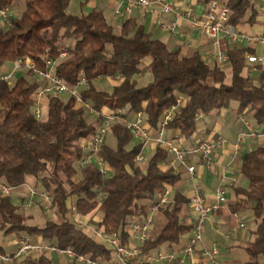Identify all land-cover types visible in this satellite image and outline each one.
<instances>
[{
  "label": "trees",
  "instance_id": "obj_1",
  "mask_svg": "<svg viewBox=\"0 0 264 264\" xmlns=\"http://www.w3.org/2000/svg\"><path fill=\"white\" fill-rule=\"evenodd\" d=\"M70 1L0 0V11L10 13L9 24L0 25V67L22 61L11 83L0 80V181L14 188L11 196L0 194V236L24 234L60 248L72 247L92 259L108 260L111 252L73 222L71 208L88 227L107 236L121 234L126 243L131 218L144 217L157 195L181 180V173L162 168L173 159L163 148H155L142 164L137 163L143 144L132 145L133 136L122 122L110 125L113 142H104L98 153L111 174L102 177L94 164L80 167L82 141L95 134L101 120L90 116L88 121L83 107L59 94L44 98L42 117L37 119L33 98L45 83L39 82L36 72L44 71L45 61L50 60L55 63V75L67 86L82 78L87 81L81 98L94 110L128 118L141 112L152 130H157L176 98L182 97L184 102L172 112L168 130L189 140L198 117L228 109L231 102L237 104L238 115L250 114L264 134V63L255 65L259 77L254 80L245 70L250 68L247 56L255 54V49L233 44L225 52L231 68L227 76L197 52L182 56L168 48L133 19L124 20L115 32L100 11L70 13ZM225 7L230 25H254L261 15L264 25V13L250 0H225ZM26 62H33V68H26ZM144 72L151 74V81L139 87L137 80ZM98 78H114L118 84L110 93L100 91L93 86ZM239 174L247 186L234 190L237 199L231 210H251L258 225L247 250L252 264L259 259L264 264V144L244 154ZM27 178L51 195V211H44L39 202L23 209L25 192L15 191ZM172 194L170 203L159 210L163 221L141 246L142 254L179 244L189 233L191 226L182 222L189 198L177 191ZM32 209L34 214L27 213ZM20 264L52 261L44 255Z\"/></svg>",
  "mask_w": 264,
  "mask_h": 264
},
{
  "label": "built area",
  "instance_id": "obj_2",
  "mask_svg": "<svg viewBox=\"0 0 264 264\" xmlns=\"http://www.w3.org/2000/svg\"><path fill=\"white\" fill-rule=\"evenodd\" d=\"M252 3H259L261 6L264 0H250ZM122 8L115 11V16L118 18L127 17L134 8L150 9L152 5L151 0H121ZM162 13L173 14L176 19H186L191 21L192 26L202 32L203 36L218 44V37L222 35L232 44H253L260 46L264 49V34H246L241 32L235 26L228 23L229 11L218 0H208L206 8L202 16L195 15L192 8L186 9L178 8L169 3H162ZM0 18L4 25L9 24L10 13L7 9L0 11ZM167 29V26H163ZM215 61L218 65L222 66L227 63V57L224 52L218 50L215 54ZM247 62L250 67L255 70L256 64H263L264 59L262 55H249ZM14 63V67L10 71H3L0 67V80L11 83L20 68L22 61L18 60ZM26 68H33V62H26ZM36 76L39 82H44L45 85L41 87L34 95V115L37 119L42 117L41 105L39 101L50 94H68L75 102L76 105L83 107L85 112L101 120V125L89 139L82 141L83 158L80 161V167L94 164L102 177H108L111 170L105 163L98 157L101 146L106 142V137L109 127L112 123L122 122L126 128L131 132L133 138L137 139L143 144V148L153 146L154 148H163L171 153L172 160L166 165L176 173L179 168H185L187 173L191 176V188L189 191L188 207L193 213L190 220V236L179 252L162 253L157 252L154 255L151 253L142 254L140 252L141 246L146 242L150 235L151 227L154 223L155 216L159 210L166 204L170 203L172 199V190L165 188L158 195L154 203L150 206L147 214L144 217L131 218L126 228L127 242L124 243L121 234H113L107 236L102 231L95 227H88L80 219V215L74 212L71 208V219L81 228L87 229L90 236L102 244L108 251L111 252V257L108 260L92 259L89 256L80 255L74 251L72 247L60 248L56 245L46 244L37 238L31 240L28 237H18L16 241V248L13 253H5L0 251V264H20L25 259H38L44 255L51 258L61 256L66 258L69 262L74 264H219L220 251L216 246L209 248L202 247L203 242V228L207 220L208 214L211 211L217 210L221 205L226 202V189L220 185L214 194V202L207 204L204 196L202 195L199 186L193 183V175L195 166L190 163L193 158L197 159V166L201 169L210 171L214 166L215 151L219 146L225 144L222 137L214 140H202L195 146L185 149L180 143V139L167 137L168 125L172 120L173 113L179 106L182 105L184 99L182 97L176 98L175 105L171 106L160 119L157 130H152L146 124L143 114L136 113L133 117H122L115 113L104 114L94 110L87 102H83L81 98V89L87 87L85 79H79L75 85L69 87L55 75V63L46 60L45 70L37 71ZM198 117L197 119H199ZM242 124L247 130L249 137L258 136L260 133L253 129L251 123L243 116ZM243 142V135H241L234 143L233 147L236 152L241 148ZM145 154L141 153L135 159L137 163L144 162ZM230 183H234V179H230ZM26 188L25 202L23 209H31L36 202H39L44 211L49 212L52 208L51 195L39 188V185L24 184ZM14 188L6 185L0 181V194L2 196H11ZM240 228H244L245 224L243 219L234 214Z\"/></svg>",
  "mask_w": 264,
  "mask_h": 264
},
{
  "label": "crops",
  "instance_id": "obj_3",
  "mask_svg": "<svg viewBox=\"0 0 264 264\" xmlns=\"http://www.w3.org/2000/svg\"><path fill=\"white\" fill-rule=\"evenodd\" d=\"M151 1L152 5L150 9L145 10L141 8H134L127 17L118 18L115 16V11L122 8L121 0H76L80 10L82 9L88 12L95 9L102 12L114 28L115 32L119 31L124 20L133 19L137 25L141 26L147 33L151 34L154 39L164 43L168 48L172 50H179L182 56H190L197 52L210 65L217 64L215 61V54L218 50L225 53L227 49L233 45L222 35L218 37V44L216 45L213 41L206 39L200 30L195 29L192 26L191 21L186 19H176L173 14L162 13L160 11L162 3H169L181 9L190 7L193 9L195 15L200 17L205 11L207 2L203 0ZM218 1L225 4V0ZM254 6L261 14L264 13V4L261 6L259 3H254ZM2 23L3 21L0 18V25H2ZM163 26H167V29ZM235 28L239 29L243 33H250V35L264 34L263 16H259L257 23L254 25L243 24L236 26ZM237 45L254 48L255 55H262V52H264V49L257 45L246 43H240ZM218 66L227 76L230 75L231 68L228 62L222 66ZM13 67V62H7L1 68L3 71H10ZM245 73H248L254 80H258V72L256 70L252 71L251 67L248 68V71L245 70ZM108 80L113 86L118 84L117 79L108 78ZM44 100L45 99L43 98L39 101L40 105L44 103ZM236 109L237 104L235 103L230 115H228V110L225 109L220 112H212L207 116H201L197 119L198 126L196 132L189 140L181 138L175 132H171L169 130L167 131V137L169 139H180V143L185 149L195 146L202 140H214L218 137H222L225 140V144L219 146L215 151L214 166L212 170L207 171L199 168L196 164V158L190 160V163L195 166L193 183H196L199 186L207 204L214 202L215 191L220 185H223L226 189V202L217 210L211 211L208 214L203 228L202 247L209 248L211 246H216L220 251L219 264H252L254 260L249 256L247 248L248 245H250L255 239L254 232L258 225L257 221L254 220L255 218H253L251 210L247 207L246 209H242L236 213L243 219L245 224L244 228H240L236 218H234L235 213L231 210V206L237 199L234 190L236 188L242 189L247 186L246 180L239 174L242 158L245 153L264 144V134H259L255 137H249V134H242L243 132L247 133V130L242 124V117L244 116L247 119V116L251 118V115H238L236 113ZM130 117L132 118L133 115L130 114L129 118ZM206 121H209V123H206ZM249 122L254 130L260 132L261 127H257L254 122ZM241 135H243V142L240 150L236 152L233 145ZM154 149L155 148L153 146L145 147L143 148L142 153L147 156ZM162 168L167 169L166 165H162ZM179 172L181 173V180L171 190L172 192L177 191L181 194L189 196L192 184L191 176L183 167L179 168ZM230 179H234L233 184L230 183ZM33 183L34 180L32 178H27L26 184ZM21 188H23L24 192H26L25 187ZM192 217L193 213L188 207L182 214V222L190 225ZM94 219L98 220V217H94ZM162 221L161 215L157 213L150 230L151 234L155 231V229H157L158 225H161ZM189 236L190 231L187 235H184L181 238L179 244L160 246L151 254L154 255L157 252H162L164 254L179 252L187 242ZM16 241L17 238L12 242L0 243L2 251L5 252V247L11 246L15 250ZM52 259L53 257L51 260ZM261 263L262 260L259 259L258 264ZM184 264L188 263L185 262Z\"/></svg>",
  "mask_w": 264,
  "mask_h": 264
},
{
  "label": "rangeland",
  "instance_id": "obj_4",
  "mask_svg": "<svg viewBox=\"0 0 264 264\" xmlns=\"http://www.w3.org/2000/svg\"><path fill=\"white\" fill-rule=\"evenodd\" d=\"M68 11L72 14H79L80 13V7L78 5V2H76V0H71L70 3H69V7H68ZM16 12V11H15ZM61 58H64V56L62 55ZM7 63V62H6ZM12 63V62H11ZM5 64V63H4ZM3 64V65H4ZM20 71V68L17 70V74L18 72ZM151 81V74L149 72H144V74H142V76L137 80V84L139 87H144L145 85H147V83H149ZM93 86L97 89V90H100V91H105V92H108L110 93L111 90H112V87L113 85L111 84V82L108 80V78H101V79H98V80H95L93 81ZM59 97L62 98L63 100H67L68 98H70V96L66 93L64 94H59ZM235 104V102H231L229 107H228V115H230L231 113V110L233 108V105ZM87 120L90 121L92 118L87 115L86 116ZM208 120V119H207ZM210 120V119H209ZM247 120L251 121V118L247 116ZM206 123H209V121H206ZM223 127V126H222ZM110 142H113L112 139H111V136H110V133L108 132L107 134V137H106V142L109 143ZM139 141L135 138H133V142H132V145L138 143ZM71 153H66L65 156L67 158H69L68 156H70ZM21 192H24V189L23 188H20L18 190L15 191V193H21ZM34 209H32L31 211H28L27 213H32L34 214ZM36 218V217H35ZM160 226L158 225L157 226V229L159 228ZM156 228V227H155ZM20 237H28L26 235H20ZM17 238L16 235H9V236H0V243H5V242H12L14 241L15 239ZM29 239H31L30 237H28ZM33 240V239H31ZM13 247H5L4 251L6 253H12L13 251ZM52 261V264H69L70 262L64 258V257H61V256H57V257H53V259L51 260Z\"/></svg>",
  "mask_w": 264,
  "mask_h": 264
}]
</instances>
